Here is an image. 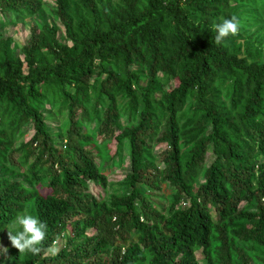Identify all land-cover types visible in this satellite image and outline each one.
Returning <instances> with one entry per match:
<instances>
[{"label": "trees", "instance_id": "obj_1", "mask_svg": "<svg viewBox=\"0 0 264 264\" xmlns=\"http://www.w3.org/2000/svg\"><path fill=\"white\" fill-rule=\"evenodd\" d=\"M29 207L4 264H264V0H0V233Z\"/></svg>", "mask_w": 264, "mask_h": 264}, {"label": "rangeland", "instance_id": "obj_2", "mask_svg": "<svg viewBox=\"0 0 264 264\" xmlns=\"http://www.w3.org/2000/svg\"><path fill=\"white\" fill-rule=\"evenodd\" d=\"M55 0H49V3L54 5ZM104 3H107L108 0H103ZM50 6H46L32 21H28L27 24L18 23V24H9L6 25L3 29V36L5 38H12L13 40V47L15 49H21L22 46L27 44L32 36V26L34 24H37L39 26H42V24H53L54 20L50 16ZM35 26V25H34ZM61 35V34H60ZM55 124V123H54ZM52 124V125H54ZM34 134V130L31 128L30 132L28 133L26 140H30ZM18 144V143H17ZM112 151L115 152V144L111 145ZM129 163H127L128 166ZM107 174L109 175V180L114 184L112 188L113 191L111 193H114L116 191L121 190L120 182L126 175L125 169H119L115 168L112 170H107ZM90 191L95 194L96 196H103L104 191L101 190L96 184L91 183L90 184ZM160 205L167 206V199L164 194L157 195V198L155 199ZM27 212L31 214L30 207L28 208ZM71 226L67 228L65 231L63 237L53 246L51 249V254L56 255L62 248H64L67 244L68 236L71 234ZM7 248L8 251L6 253L0 254V260L5 259H11L15 253V248L12 246L11 241L9 239V230L6 228L4 231L0 233V249ZM24 253V252H23ZM198 258L200 260V264H206V262L203 260V257L201 254L198 255Z\"/></svg>", "mask_w": 264, "mask_h": 264}, {"label": "clouds", "instance_id": "obj_3", "mask_svg": "<svg viewBox=\"0 0 264 264\" xmlns=\"http://www.w3.org/2000/svg\"><path fill=\"white\" fill-rule=\"evenodd\" d=\"M238 27L239 22L235 17L223 19L221 23L215 25L216 42L219 43L229 35H235ZM46 228L47 226L44 222L27 211L18 213L11 225L7 227L12 246L20 252L27 251L33 254L41 251L40 245L46 238ZM7 251V248H2L0 249V254ZM0 264H4V262H0Z\"/></svg>", "mask_w": 264, "mask_h": 264}]
</instances>
